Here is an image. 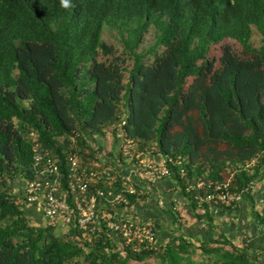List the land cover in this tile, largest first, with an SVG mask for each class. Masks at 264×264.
Listing matches in <instances>:
<instances>
[{"label": "trees", "instance_id": "obj_1", "mask_svg": "<svg viewBox=\"0 0 264 264\" xmlns=\"http://www.w3.org/2000/svg\"><path fill=\"white\" fill-rule=\"evenodd\" d=\"M120 133L142 153L183 160L186 174L176 165L170 178L197 218L212 219L214 204L198 205L204 192H186L188 182L229 180L240 190L264 177V0H0V264H264L224 234L199 244L177 234L135 251L110 232L87 240L75 226L34 222L12 184L36 177L34 149L62 175L70 153L111 166L117 182L97 187L116 192ZM99 140L110 159L101 160ZM143 189L126 194L130 206Z\"/></svg>", "mask_w": 264, "mask_h": 264}, {"label": "built area", "instance_id": "obj_2", "mask_svg": "<svg viewBox=\"0 0 264 264\" xmlns=\"http://www.w3.org/2000/svg\"><path fill=\"white\" fill-rule=\"evenodd\" d=\"M100 143L101 160L110 159L106 155L108 145L104 141ZM34 151L33 168L36 177L25 182L22 203L35 204L43 218L42 223L52 226L56 231H65L70 225L75 226L86 235L87 240L99 232H110L120 240L119 246L131 245L135 251L157 248V234L151 224L142 219L125 218L118 211L130 206L126 194L140 195L136 185L144 188L161 178H170L171 167L183 164L180 157L164 154L149 156L138 149L134 139L120 133L113 150V156L118 158L112 166H117L123 187L115 192L97 187L101 180L110 186L117 182L111 166L100 170V161L86 163L76 153H70L67 155V172L62 175L56 161L48 159L41 165L44 156ZM256 163L257 157H254L245 167L250 168ZM261 172L264 173V164ZM179 174L183 177L186 169L181 166ZM195 189L204 192L195 196L200 206L213 203L234 210L246 194L252 196L255 210L256 207H264V177L258 182L250 180L240 190H234L229 180L201 179L188 182L185 186L186 192ZM158 204L162 206L163 200H159ZM122 254L125 255L126 251H122Z\"/></svg>", "mask_w": 264, "mask_h": 264}, {"label": "crops", "instance_id": "obj_3", "mask_svg": "<svg viewBox=\"0 0 264 264\" xmlns=\"http://www.w3.org/2000/svg\"><path fill=\"white\" fill-rule=\"evenodd\" d=\"M142 195L143 197L135 204L121 208L118 212L125 218H140L151 224L157 234L158 246L168 242L177 234L198 244L208 238L224 234L236 245L242 246L245 243L249 249L254 250L260 263H264V225L259 226L256 223L253 213L257 210L264 215L263 206L256 207L255 210L250 200L244 198L234 210L211 205L209 213L212 219L197 218L189 213L185 206L186 201L171 178H161L144 187ZM159 200H163L162 206L158 204ZM24 206L29 210L28 213L33 220L36 222L43 220L35 204H24ZM172 210L177 211L179 221L182 223L181 229L175 223L177 221Z\"/></svg>", "mask_w": 264, "mask_h": 264}, {"label": "rangeland", "instance_id": "obj_4", "mask_svg": "<svg viewBox=\"0 0 264 264\" xmlns=\"http://www.w3.org/2000/svg\"><path fill=\"white\" fill-rule=\"evenodd\" d=\"M102 38L107 40V41H111V42L115 43L116 45H118L117 38H115L111 34H108V31H107L106 28H104V31L102 33ZM146 38H147L146 42L143 43L144 47H147L153 41V37L150 34H148L146 36ZM251 41L257 46L260 45V43H261L260 35L257 32L256 26H254V25H252V38H251ZM224 43H230L231 45L234 46V48L237 51L241 50L240 44L238 42H236L235 40L231 39V38L224 39L222 44H224ZM220 48H221V46H219V47H217V48H215L213 50V54L215 56H217V57L220 55ZM12 184H13V187L15 188L14 191H16L17 193H21V194L24 193L23 189H24L25 181H24L23 178H21V176H17V183H12ZM135 219H140V218H135ZM34 222H36V221L34 220ZM164 244H162V245H164ZM129 264H143V263L142 262H137V261H131ZM151 264H154V262L152 261Z\"/></svg>", "mask_w": 264, "mask_h": 264}, {"label": "clouds", "instance_id": "obj_5", "mask_svg": "<svg viewBox=\"0 0 264 264\" xmlns=\"http://www.w3.org/2000/svg\"><path fill=\"white\" fill-rule=\"evenodd\" d=\"M61 5L64 7L68 6V0H61Z\"/></svg>", "mask_w": 264, "mask_h": 264}]
</instances>
